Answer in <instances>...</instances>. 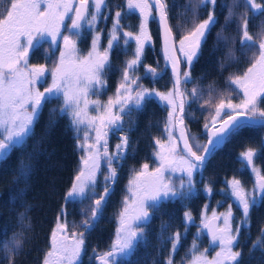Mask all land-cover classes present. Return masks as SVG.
<instances>
[{"label":"snow or ice","instance_id":"1","mask_svg":"<svg viewBox=\"0 0 264 264\" xmlns=\"http://www.w3.org/2000/svg\"><path fill=\"white\" fill-rule=\"evenodd\" d=\"M209 4L214 9L216 0H199V6L207 7ZM239 5L240 0H233L234 7L228 9L229 21L236 15L234 8ZM242 6L244 13L239 15L237 30L241 54L251 53L246 71L230 76L224 91L209 86L205 92L194 86L189 92L186 86L193 83L191 66L217 23L211 12L207 19L197 22V8L193 7L191 27L182 31L177 39L169 23L166 0H125L127 12L138 13V32L134 34L124 30L121 24L124 9L118 7L112 18L107 47L101 49V30L97 24L101 19H108L103 14L107 10L106 0H0V161L7 159L13 149L23 146L33 133L43 106L58 101V111L69 118L77 136V147L81 151L80 166L66 192L65 201L89 202L88 207L82 209L81 224H73L71 229L66 211L61 209L51 233L50 247L41 264H78L80 261L85 244L84 233L94 229L101 218L111 194L110 185L117 178L115 165L128 148L127 136L121 135L120 143L110 153L109 132H123L125 115L141 109L146 100L156 98L169 109L164 127L166 141L155 140V157L158 161L155 169L149 171V165L145 163L129 180L128 194L118 214L115 240L107 251L97 255L99 264H117L118 257L130 258L134 255L144 239V229L151 219V213L158 210L163 200L189 197L194 189L195 174L204 168L209 156L232 135L238 134L244 127L264 128V27L254 38L248 31L247 16L249 11L254 15L264 14V0H243ZM153 10L163 32L165 67L170 66L171 69L172 86L166 92L144 87L138 74L139 69L144 67V78L153 81L161 78L157 68L144 65L142 60L145 45L151 41L148 22L154 18ZM85 28L93 33L86 54L78 47ZM45 37L50 38L51 46H58V42H62L59 57L51 68L45 64L29 63L30 50ZM121 40L125 55H128L131 41H134L135 48L121 70V80L114 97L102 102L99 97L106 86V74L111 71L110 54L119 47ZM221 41L226 47L233 42L218 34L217 42ZM227 59H235L231 49ZM49 75L51 84L44 86ZM237 94L242 95L239 103H234L231 97ZM189 98L191 103H198L202 109L208 110L210 119L204 124L207 131V143L204 145L189 136L184 127L185 109L191 106ZM177 126L179 136L174 131ZM180 143L182 147L178 146ZM255 156L252 148L240 154L242 165L250 166L257 175L251 193L235 177L226 181L231 195L242 208L243 223L248 222L256 193L264 198V173L254 166ZM102 160L107 173L104 175L102 194L98 195L97 176ZM176 172L182 174L179 182H174L170 175ZM205 191L210 194L211 187L206 185ZM184 216L186 225L192 222L190 211H186ZM221 218L222 224H216L215 221ZM25 219L27 217L22 214L21 221ZM231 219V206L227 214L217 215L213 211L210 218L202 216V226L211 237L210 244L217 246L219 251L211 259L206 255L208 249L197 254L194 239L188 264H241L242 253L238 250L241 229L237 227L234 230ZM77 228L82 230L77 231ZM22 236L23 233H18L11 243L0 242L8 264H14L13 258L22 251ZM180 238V233L176 232L168 241L172 253L176 252ZM252 247H264V229H261L260 238ZM166 264H173L171 256Z\"/></svg>","mask_w":264,"mask_h":264},{"label":"trees","instance_id":"2","mask_svg":"<svg viewBox=\"0 0 264 264\" xmlns=\"http://www.w3.org/2000/svg\"><path fill=\"white\" fill-rule=\"evenodd\" d=\"M168 4L169 23L178 39L181 34L179 23L182 26L185 23V30L191 27L193 17L191 9L187 6L189 1L182 2L187 8L185 16L178 14L181 10L179 0H169ZM215 7L217 9L215 25L223 29L211 30L206 42L202 44L198 59L193 62L190 69L193 81L191 87H200L205 92L209 86L218 91L226 90V83L229 82L226 79L243 72L250 64V53L241 54L237 30L240 13L238 14V10L234 9L236 15L229 21L227 17L228 9L231 8L230 1L216 2ZM261 16L264 19V14ZM255 18L257 19L258 16L255 15ZM153 22L155 24L154 20ZM197 22H200L199 15ZM262 25L261 20L258 24H255L254 20H249V33L255 38ZM155 33L157 34V29ZM218 34L233 42L227 47L223 41L218 43ZM230 49L235 57L232 61L227 59ZM43 51L44 54L46 51ZM131 52L132 49H129L128 54ZM142 60L144 65L157 68L161 72V78L153 81L144 78L145 69L141 67L138 74L142 78L143 86L161 92L169 90L172 79L162 61L157 36L154 49L143 53ZM113 63V71L120 68L121 64L113 65ZM112 76L114 83V74ZM108 92L111 93L112 90ZM238 96L239 94L233 95L231 98L235 99ZM239 99L238 97L237 102ZM59 106L58 101L46 103L34 125L33 133L23 146L13 149L7 159L0 161V242L11 243L15 234L23 233L22 251L13 258L14 264H41L44 254L50 247L51 233L61 209L66 211V219L71 229L73 224H81L82 209L87 208L89 204L87 200L83 204L65 201L66 192L80 166L81 151L77 147V136L69 118L59 113ZM195 108L186 106L184 124L187 134L204 145L206 115L202 109ZM168 110L157 99H148L141 109L125 115L123 132H109L108 145L111 151H114L121 135L127 136L128 148L124 157L115 165L117 178L115 183L110 185L111 194L107 198L101 218L94 229L84 233L85 244L78 264H99L97 255L107 251L114 242L118 214L122 209V201L128 194L125 189L129 180L145 163L149 165V171L156 167L155 140L158 138L163 142L166 139L164 127ZM80 135L82 139L83 132ZM248 148L255 150L254 166L264 173V128L244 127L209 156L204 168L200 170L199 177H196L197 175L194 177V189L189 197L163 200L158 205V210L151 213V219L144 229V239L135 254L130 258L118 257L117 264H166L169 256L172 257L173 264H188L194 239L198 251H204L210 246L208 239L203 237L202 229L198 231L199 228H195L201 209L214 201L220 204L221 199L225 200V208L229 209L231 206V221L235 229L237 227L241 229L238 238V250L242 253L241 264H264V247H252L260 238L261 229H264V198L259 196L250 207L247 228L243 223L242 210L229 198L233 200L226 184V181L235 177L241 181L246 191L249 193L253 191L254 172L240 162V154ZM103 165L106 168L104 161ZM100 173L98 195L102 194L101 185L102 181L105 182L104 175L107 172L101 168ZM177 175L180 180L182 175ZM206 185L211 187L210 194L205 191ZM221 192L230 196L225 195L226 198H222ZM186 211H190L192 216V222L187 225L184 216ZM22 214L27 217L23 222ZM176 232L180 233L181 238L176 252L172 253L171 243L168 241ZM4 256L5 253L0 245V264H8Z\"/></svg>","mask_w":264,"mask_h":264},{"label":"rangeland","instance_id":"3","mask_svg":"<svg viewBox=\"0 0 264 264\" xmlns=\"http://www.w3.org/2000/svg\"><path fill=\"white\" fill-rule=\"evenodd\" d=\"M257 2H261V0H257ZM230 4H231V7H234L233 6V0H230ZM242 4H243V0H240V5L239 6H236L234 9H237L238 11L241 10V12L243 14L244 13V8H243ZM252 14H253V12H251V11L248 12V14H247L248 19L249 20H254V23L255 24H258V22L261 20L262 21V24H263L261 27H264V19H262V16L261 15H256V16H258V18L256 19L255 18V15L254 14L252 15ZM125 19H126V17L124 16V17H122L121 20L126 21ZM152 21H153V18H150L149 19V22H148V31L151 34V41L148 44L145 45L144 54H145L146 51L147 52H150V51H152V49H154V45L152 44V39L154 38V36H155L156 33H155L154 24H153ZM67 23H68V21H66V24ZM134 23L136 25H135V28L132 27V29L134 28V29H136V32H138V26H139V23H140L139 16L137 17V19H135V22ZM121 24H122V22H121ZM178 27H179V30L181 29L179 31L181 33L182 32V29H183L182 28V25L179 23L178 24ZM97 28L99 30H101V44H100L101 49L106 48L107 47L108 33H109V30L110 29L108 28V29H106L103 32V29H101V28H103V19H101L98 22ZM124 30L131 31L130 29H127L126 26L124 27ZM260 30H261V28H260ZM92 35H93V33L90 30H88L87 28H85V30L82 32L81 39L78 41V47H79V49H80V51L82 53H85L86 54L89 51L90 46H91ZM130 44H131V47H129L127 49V52H129V49L130 50L132 49V52L134 51V48H135L134 41H131ZM37 45L38 46L40 45V47H43V50H45L47 52L45 54L46 56H42L41 57L42 62H39V63L36 64V63H31V61H30L29 63L30 64H33V65L45 64L48 68H51L53 66V63L59 57V47H62V42H58V46H51V40H50V38L45 37L44 39L40 40V42ZM124 51H125V47L123 45V41L121 40L119 47L114 48L113 51L110 54L111 71H109L106 74V86L103 89V91L101 92V95L99 97L102 102H106L109 97H114V94L116 93V89L119 86V83H120V80H121V70L123 69L126 60H128L131 57V55H132V52L130 54H128V55H125L124 54ZM250 57H251V53H250ZM113 62H115V63H113ZM112 63H113V65H115V64H121V66H120V68L118 67L116 71H113L114 68L112 67ZM249 63H250V61H249ZM112 74H114V78H115L114 81H113L114 83H112V80H113ZM228 83L229 82L226 83L227 86H228ZM50 84H51V76L49 75V76H47V84H45L44 86H47V85H50ZM186 87H187L188 91L191 92V89H192L191 83H189ZM41 90H43V88H41ZM109 90H112V92L109 93L108 92ZM241 95L242 94H239L238 97L240 98ZM95 98L96 97L94 96L93 99H95ZM237 98L232 99L234 103H239V101L237 102ZM157 101L160 104L164 105L158 99H157ZM189 103L191 104L192 107H196L195 109H197V108L198 109L199 108L202 109L198 103H191V99L190 98H189ZM202 110L205 112V115H206L205 119L206 120H209L210 117L208 115V110H206V109H202ZM211 111H214V109H212ZM93 114H95V113H93ZM204 130L206 131L205 128H204ZM92 135H94V133H92ZM165 141H166V139H165ZM118 143H120V140L117 141L116 145ZM108 147H109V145H108ZM109 151H110V153L113 152V151L110 150V148H109ZM114 151H115V147H114ZM157 164H158V161L156 163V166H157ZM101 168H102V170L104 172H107V169L103 165V160L101 161ZM176 173L177 174H181L179 172H176ZM176 173L170 174L171 177H172V180L174 182L179 181V178L176 177V176H178ZM199 173H200V171H198L195 174V175H197L196 177H199ZM99 175H101V173H98V176H97V186H100V184L98 185V183H99V181H98ZM101 186H104V182L103 181H102V185ZM127 188H128V186H127ZM127 188L125 189V191L127 190ZM230 192H231V190H230ZM221 193H222V196H223L222 198H226L225 195H228V197L230 196V194H226L224 192H221ZM258 195H259V193L257 192L256 193V199L258 198ZM229 198H230L231 201H233L234 203H236V201L234 200V198H233V200L231 199V197H229ZM220 202L222 203L223 200L221 199ZM221 203L219 204V202L217 203V202L214 201L213 203H211V205L208 203L207 205H205L201 209L200 214H199V218L197 219L196 226H195V228H197V227L199 228L198 231L202 229V216L207 215L210 218L213 211H215L217 213V215H220L222 213L223 214H227V212H228L229 209L228 208H225L224 205H221ZM239 208L242 210V208L240 207V205H239ZM220 224H222V218L220 220ZM231 226L235 230V226L233 225L232 221H231ZM216 251H219V248L217 246H213V245L210 244V246L208 247V251H207L206 255L208 256L209 259H211L212 257L215 256Z\"/></svg>","mask_w":264,"mask_h":264},{"label":"flooded vegetation","instance_id":"4","mask_svg":"<svg viewBox=\"0 0 264 264\" xmlns=\"http://www.w3.org/2000/svg\"><path fill=\"white\" fill-rule=\"evenodd\" d=\"M186 0H179V2L181 3V5H180V7H181V10H179V16H181V15H183V16H185L186 15V11H187V8L186 7H184V5H182V2H185ZM187 1H189V4L187 5V6H189L188 8H190V9H192L193 7H196L197 8V16L199 15L200 16V22H202L204 19H207V16H208V14L211 12L213 15H214V17H216L217 16V9H216V7H214V9H213V6L211 5V4H209L207 7H202V6H199V0H187ZM219 1H222V0H216V2H219ZM230 1V0H229ZM166 2H167V4H168V2H169V0H166ZM124 5H125V0H106V7H107V10H105L104 11V15L105 16H107L108 17V19H106V20H104L103 19V28H101V29H103V32L106 30V29H111L112 28V23H113V17H114V14H115V11L117 10V8L118 7H120V8H123L124 9V12L122 13V17H126V21H124V20H121V22H122V25H123V27H125L126 26V28L127 29H130L131 30V32H133V33H135L136 32V29H134L135 28V19H137V17H138V13H135V12H133V13H128L127 12V9L126 8H124ZM191 11V10H190ZM242 14L241 13V10H239L238 11V14ZM125 14V15H124ZM168 14H169V4H168ZM191 14H192V11H191ZM153 16H154V18H153V20L155 21V14H154V10H153ZM153 22V21H152ZM134 24V25H133ZM153 24H154V22H153ZM156 24V25H155ZM155 24H154V28L155 29H157V34H155V36H154V38L152 39V44L153 45H155V40H156V36H157V39H158V41H159V37H158V26H157V23H156V21H155ZM184 25H185V23H183V26H182V31H184L185 30V28H184ZM132 27H134L133 29H132ZM212 29H223L222 27H218V26H214ZM160 44V43H159ZM43 47H40V45L38 46L37 44H36V47L33 49V50H31L30 51V53H29V62L31 61V59H32V61H31V63H39V62H42V60H41V57L44 55V54H46L47 52H45L44 54H43ZM161 53V52H160ZM37 59H38V62H37ZM163 61V60H162ZM165 66V65H164ZM167 69V68H166ZM247 69V68H246ZM167 71H168V73H169V70L167 69ZM244 71H246V70H244ZM243 71V72H244ZM243 72H240L239 74H242ZM170 74V73H169ZM226 80H229V79H226ZM206 141V140H205ZM253 175V182H254V180H255V178H257V175H256V173H253L252 174ZM234 198V200L236 201V205H238V207H239V203H238V201L235 199V197H233ZM258 198H259V195H258ZM257 198V199H258ZM257 201V200H256ZM225 204V201H223L222 203H221V205H224ZM207 205V204H206ZM199 218V217H198ZM219 224H220V220H219ZM249 225V219H248V222L247 223H244V226L245 227H249L248 226ZM202 231H203V226H202ZM203 237H205L206 239H208L207 238V236L204 234V232H203ZM208 241L210 242V240L208 239ZM209 245H210V243H209ZM199 252H203V250H200V251H198V253ZM197 253V254H198Z\"/></svg>","mask_w":264,"mask_h":264},{"label":"water","instance_id":"5","mask_svg":"<svg viewBox=\"0 0 264 264\" xmlns=\"http://www.w3.org/2000/svg\"><path fill=\"white\" fill-rule=\"evenodd\" d=\"M154 14H155V21H156L157 26H158V37H159V43H160L161 57H162V60H163L164 65H165L164 55H163V32H162V29H161V27H160V25H159V22H158V16L156 15L155 10H154ZM167 69L169 70V73H170V76H171V69H170V66L167 67ZM184 127H185V124H184ZM174 131H175V134H176L177 136H179V126H177V128H176ZM206 143H207V131H206V141H205V144H206ZM178 146H179V147H182V143H180ZM246 167H247L248 169L251 170V167H250V166H246ZM256 181H257V178H255V180H254V185H255ZM215 223H216V224H219V221H215ZM203 232H204V234L207 236V238H208L209 240H211V237H210V235H209L207 229H204V228H203Z\"/></svg>","mask_w":264,"mask_h":264}]
</instances>
